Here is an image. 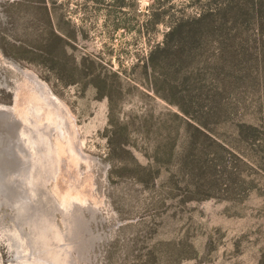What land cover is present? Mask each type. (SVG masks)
Listing matches in <instances>:
<instances>
[{
	"label": "rangeland",
	"instance_id": "374dc122",
	"mask_svg": "<svg viewBox=\"0 0 264 264\" xmlns=\"http://www.w3.org/2000/svg\"><path fill=\"white\" fill-rule=\"evenodd\" d=\"M227 1L0 0V106L22 83L10 61L59 101L76 152L46 185L85 223L70 241L50 210L56 264H264V24L169 33ZM224 50L248 62L222 65ZM13 213L0 204V264H31Z\"/></svg>",
	"mask_w": 264,
	"mask_h": 264
},
{
	"label": "bare ground",
	"instance_id": "6f19581e",
	"mask_svg": "<svg viewBox=\"0 0 264 264\" xmlns=\"http://www.w3.org/2000/svg\"><path fill=\"white\" fill-rule=\"evenodd\" d=\"M8 65L22 77V83L16 89L12 106H0V204L13 210L18 226L28 229L22 233L21 227H16L11 235L8 233V239H11L14 254H18L20 247H23L22 253L27 255L38 252V256L30 259L31 264H56L59 260L55 258L58 250L55 246V252L50 248L56 238V228L52 226L54 222L49 223L50 210H61L67 226L65 236L70 241L75 240L74 233L83 229L85 224L77 218L78 209L69 204L73 198L69 199L70 210H67L63 203L57 204L53 198L50 202V193L46 189L47 183L59 174L61 160L65 162L67 156L75 152L70 150L68 116L51 91L34 74L22 70L13 62L9 61ZM76 157L73 159L77 160ZM23 234L27 241L23 240ZM26 244L28 247H25ZM66 248L75 249L76 245L70 243ZM16 258L21 260V257Z\"/></svg>",
	"mask_w": 264,
	"mask_h": 264
},
{
	"label": "trees",
	"instance_id": "16d2710c",
	"mask_svg": "<svg viewBox=\"0 0 264 264\" xmlns=\"http://www.w3.org/2000/svg\"><path fill=\"white\" fill-rule=\"evenodd\" d=\"M240 1H243L244 8H236L237 5H233V0H228L223 5V7L216 9L212 12H208V11L203 12L195 18H180L170 28L169 33H171V35H174L175 33H177V31L182 30L179 33L181 34L183 32L184 27L194 26L195 28L192 33L191 32L184 33L182 37L189 38V39L194 40V42H197L203 35V31L207 28V27L199 28L198 25L204 22L209 23V24L214 23L217 28V30H215V33L217 34L218 37L226 41L225 37H227V35L225 32H223V28L226 22H229V23L234 22V24L238 22H242V21L244 22L245 20L248 19L247 12L251 13L253 11L255 12L254 14L255 16H253L254 20L255 18H257L256 21H260V23L264 24V0H240ZM246 5L249 6L248 9H246L245 7ZM202 29L204 30L201 31ZM169 33L167 34L169 35ZM179 34L177 35L178 38L181 37V35ZM226 50L220 51L219 53V58L221 62L220 64L222 65L226 64V66L229 65V68H234L233 63L228 62V59H230L231 61H234L235 64L239 63L237 61L240 59L244 61L243 64H245L246 61L248 62V59L245 58V55H243L242 53L240 54L231 53V55L229 56ZM261 61H263V64H264V57L261 59ZM226 73L228 72L226 71ZM228 75L233 76L232 77L233 81L238 82V83H241L246 78L249 79V76L247 75L243 76V75H240V73H237L235 75V72H231ZM261 79L264 81V74L262 75Z\"/></svg>",
	"mask_w": 264,
	"mask_h": 264
}]
</instances>
